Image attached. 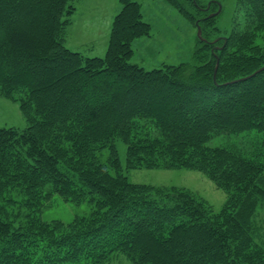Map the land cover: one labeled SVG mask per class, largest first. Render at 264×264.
<instances>
[{"label":"trees","instance_id":"trees-1","mask_svg":"<svg viewBox=\"0 0 264 264\" xmlns=\"http://www.w3.org/2000/svg\"><path fill=\"white\" fill-rule=\"evenodd\" d=\"M166 1L206 42L191 62L147 71L130 62L149 33L133 0H120L103 57L66 47L70 0H0V96L28 124L0 128V264H264V71L225 85L264 67V0H236L228 30L200 0ZM253 131V151L209 146ZM118 142L128 170L204 174L226 194L222 208L186 188L130 183ZM56 195L90 214L41 221Z\"/></svg>","mask_w":264,"mask_h":264},{"label":"rangeland","instance_id":"rangeland-1","mask_svg":"<svg viewBox=\"0 0 264 264\" xmlns=\"http://www.w3.org/2000/svg\"><path fill=\"white\" fill-rule=\"evenodd\" d=\"M133 1L140 4L143 20L149 25V33L133 41V56L130 62L147 71L161 68L164 65L177 66L191 62L197 45L199 21L196 26L193 25L166 0ZM193 1L196 2V0ZM200 1L207 4V9L212 7L213 3L218 6L221 5L222 11L216 16L219 17L216 27L223 30L230 28L235 13L236 0ZM70 3L75 10L71 15V23L66 28V47L87 57L105 56L113 20L122 8L120 0H70ZM209 3H211L210 6H208ZM27 125L18 103L0 96V128L25 129ZM258 135L256 131L237 136L221 135L212 139L209 146L230 147L240 145L244 150L253 151L255 147H258V144L253 145L252 141L258 143V140H253ZM117 150L123 166L122 174L132 184L186 188L194 192L198 198L205 200L215 211H219L225 203L226 194L213 181L198 171L162 168L128 170L126 168L127 146L118 142ZM98 155L102 162H106L109 158V150H103ZM90 212V203L85 201L80 203L67 202L56 195L51 198L38 215L44 222L60 221L68 224L73 222L75 217L86 216ZM262 213L264 217V211ZM31 217L33 218V216ZM105 264L133 263L124 256H117Z\"/></svg>","mask_w":264,"mask_h":264},{"label":"water","instance_id":"water-1","mask_svg":"<svg viewBox=\"0 0 264 264\" xmlns=\"http://www.w3.org/2000/svg\"><path fill=\"white\" fill-rule=\"evenodd\" d=\"M210 4H211V3H209L208 6H210ZM221 11H222V8H221V5H219V10H218V12L215 13V14L210 15L209 18H214V17L218 16V15L220 14ZM198 38H199L201 41H205V42H206V40L202 38V31H201V28H200V27H198ZM225 41H226V39H225ZM220 49H221V48H220ZM218 68H219V60H217V64H216L215 71H214V81H215V83H216V73H217ZM263 71H264V67H262L261 69H259V70L256 71L255 73H253L251 76H248V77H245V78H242V79H238V80H235V81L230 82V83H226L225 85H228V84H237V83H240V82H244V81H246V80H249V79L255 77L257 74H259V73H261V72H263Z\"/></svg>","mask_w":264,"mask_h":264},{"label":"flooded vegetation","instance_id":"flooded-vegetation-1","mask_svg":"<svg viewBox=\"0 0 264 264\" xmlns=\"http://www.w3.org/2000/svg\"><path fill=\"white\" fill-rule=\"evenodd\" d=\"M200 10L202 11V13H206L207 14V17H209L210 15L215 14V13L218 12L219 6H217V10H215V11H211V7L209 9H207V8H201ZM217 48L218 47H216L215 49L217 50Z\"/></svg>","mask_w":264,"mask_h":264}]
</instances>
